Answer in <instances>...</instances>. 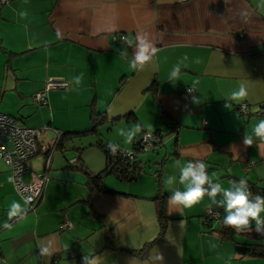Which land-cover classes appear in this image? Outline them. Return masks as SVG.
Segmentation results:
<instances>
[{
	"label": "crops",
	"instance_id": "obj_1",
	"mask_svg": "<svg viewBox=\"0 0 264 264\" xmlns=\"http://www.w3.org/2000/svg\"><path fill=\"white\" fill-rule=\"evenodd\" d=\"M137 36L157 49L142 71L130 67ZM49 80L68 86L46 90V103L38 104L34 96ZM242 84L247 98L228 100ZM263 106L264 0H0V113L39 130L40 151L27 161L25 182L44 169L55 131L65 134L33 211L25 212L0 159V264H75L77 256L97 264H264L237 252V243L251 241L255 221L224 241V207L207 195L191 208L168 201L174 190H186L179 175L189 161L205 163L222 189L240 179L264 188V143L254 137L252 146L243 144L264 119ZM94 117L102 122L84 133ZM155 131L162 144L137 152L143 173L128 182L103 175L104 188L116 193L97 190L93 178L106 166L102 146L133 151L141 134ZM161 194L164 238L137 257L128 251L159 232L153 199ZM215 199L224 200L223 191ZM13 203L22 209L9 218ZM213 207L220 218L205 223ZM64 222L71 227L61 229Z\"/></svg>",
	"mask_w": 264,
	"mask_h": 264
},
{
	"label": "clouds",
	"instance_id": "obj_2",
	"mask_svg": "<svg viewBox=\"0 0 264 264\" xmlns=\"http://www.w3.org/2000/svg\"><path fill=\"white\" fill-rule=\"evenodd\" d=\"M159 2V0H158ZM183 2V0H181ZM126 44H133V41L128 37H121ZM136 51L133 54V58L130 61V67L133 70L142 71L147 63H149L155 55L157 49L153 47L146 38L137 36L135 43ZM128 55L125 49L121 52L122 57ZM188 57L185 55L181 64L187 61ZM199 63V60L196 61ZM187 67L186 64H184ZM181 71V65L178 64L171 70L169 74V80L172 83L178 81L179 73ZM248 92L246 87L242 84L238 91L231 94L228 100L242 101L247 98ZM227 100V101H228ZM231 107L230 103L226 105ZM141 127L137 125L136 132H140ZM258 139L261 143H264V119H261L253 128L251 134L244 136L243 144L245 146H252L253 138ZM132 142V136H129L126 143ZM112 152L115 154L116 150L112 147ZM171 183V181L169 182ZM179 183L185 186V191L174 190L172 195L168 197L170 205L191 208L194 204L200 202L205 195L214 204L224 207L226 215L223 217L222 225L226 228H233L237 232H244L251 230V221H255V231L258 235L264 236V218L260 217V213L264 212V197L259 195L250 199V191L248 190V183L245 179L238 181H232L229 188H221L219 182H213L208 176L206 171V165L202 161H189L186 166L180 168ZM209 185V188L204 187ZM234 187L235 191L231 188ZM223 191L224 200L216 201L217 193ZM22 209L19 203H13L8 211V217L16 215ZM183 222H181L182 224ZM42 255L50 254L48 247L41 248ZM159 260H163L162 255L157 257ZM83 264H97L96 258H90L89 256L83 257Z\"/></svg>",
	"mask_w": 264,
	"mask_h": 264
},
{
	"label": "built area",
	"instance_id": "obj_3",
	"mask_svg": "<svg viewBox=\"0 0 264 264\" xmlns=\"http://www.w3.org/2000/svg\"><path fill=\"white\" fill-rule=\"evenodd\" d=\"M5 2L7 0H1ZM68 83L61 80H49L43 91L35 94L34 100L38 104L46 103L45 91L48 89L66 88ZM190 89L189 91H191ZM247 106L242 104L238 107L240 112H245ZM46 128V127H45ZM62 132L55 131V142L52 144L49 154L45 159L44 169L38 173H32L28 182L23 180V175L30 173L27 161L37 155L40 151L38 142L39 130L28 127L13 117L0 113V159L10 167L12 171V182L15 190L23 198L26 204L25 212L36 209L42 199L45 186L49 181V167L52 152L60 138ZM140 142L144 147H151L160 142V138L152 132H146L141 135ZM124 155L134 158V153L124 151ZM220 218V210L217 207L208 208L206 211V220ZM71 227L69 222H64L61 229Z\"/></svg>",
	"mask_w": 264,
	"mask_h": 264
},
{
	"label": "trees",
	"instance_id": "obj_4",
	"mask_svg": "<svg viewBox=\"0 0 264 264\" xmlns=\"http://www.w3.org/2000/svg\"><path fill=\"white\" fill-rule=\"evenodd\" d=\"M101 122H102L101 118L94 117L92 119L93 128L91 129V131L84 132V133H90V132L95 131L97 124ZM152 133L156 135L158 138H160V142L155 143L151 147H147V148L144 147L141 144L140 139H139V143L136 144L135 149H133V151H129L126 149L123 150L121 147L115 146V145H103L102 146V149L106 156V166L101 172H99L93 178L94 185L97 190L106 191L110 193H116L114 191L104 188L101 182V178L103 175H106V174L113 175L118 180L127 181V182L133 181L138 178L139 174L143 171V165L137 157V152L147 151V149L155 150L156 147L162 144V141H163V135L161 133H159L158 131H155ZM64 138H65V134L62 132L60 138L57 141V144L55 145L54 151L63 143ZM51 146L49 147L46 153V157L50 152ZM112 147H114L116 150L115 154H113L112 152ZM54 151L52 152V154L54 153ZM124 151L133 152L134 158H129L126 155H124ZM157 176H158V179H160L161 173L157 172ZM247 183H248V190L251 193V196L249 197L250 199H252L253 197L257 195L264 197V188L256 185L255 183L249 182V181H247ZM204 187L209 188V190H211L209 185H205ZM166 197H167L166 195L161 194V195L155 196L153 199L155 200L157 204V221L159 224V232L157 236L150 242L145 243L140 249L128 251L129 253L136 255L137 257L144 258L147 256L152 246H154L155 244L163 240L164 235H165L167 220H168V216L166 212ZM205 217H206V214H205ZM210 221L212 220H207L205 221V223H210ZM219 233H220L221 239L224 241L234 240L235 230L233 228H226V227H223V225H221L219 229ZM248 235L250 236L249 238L251 241L244 242V243H237L239 245L237 247V252L241 256L260 257L264 259V236L258 235L257 232H253ZM106 239H107V246H108V243L111 242L110 236H107ZM75 264H83V257H80V256L75 257Z\"/></svg>",
	"mask_w": 264,
	"mask_h": 264
},
{
	"label": "rangeland",
	"instance_id": "obj_5",
	"mask_svg": "<svg viewBox=\"0 0 264 264\" xmlns=\"http://www.w3.org/2000/svg\"><path fill=\"white\" fill-rule=\"evenodd\" d=\"M122 149H123V148H122ZM147 150H148V151L144 152L143 154H150V153H151V149H150V150L147 149ZM143 154H142V155H143ZM35 156H36V155H35ZM147 169H148V168L145 169V170H146L145 172H148ZM142 173H143V171H142ZM110 178H111V180H115L114 177H110Z\"/></svg>",
	"mask_w": 264,
	"mask_h": 264
}]
</instances>
